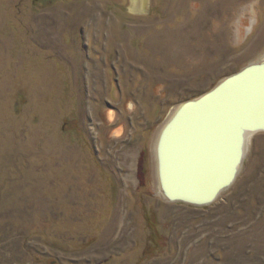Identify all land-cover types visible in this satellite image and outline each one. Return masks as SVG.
<instances>
[{
	"label": "rangeland",
	"instance_id": "obj_1",
	"mask_svg": "<svg viewBox=\"0 0 264 264\" xmlns=\"http://www.w3.org/2000/svg\"><path fill=\"white\" fill-rule=\"evenodd\" d=\"M131 6L0 0V264H264V133L208 206L139 178L178 99L264 56V0Z\"/></svg>",
	"mask_w": 264,
	"mask_h": 264
},
{
	"label": "water",
	"instance_id": "obj_2",
	"mask_svg": "<svg viewBox=\"0 0 264 264\" xmlns=\"http://www.w3.org/2000/svg\"><path fill=\"white\" fill-rule=\"evenodd\" d=\"M131 2V8L136 9V11L134 9L131 11L130 8L132 14L144 15L150 11L149 4L151 0H131ZM260 72H264V58L248 66L236 77L226 79L223 84L217 87L209 95H206L198 101L178 106L168 116L165 122L161 124L162 129L160 130L159 137L155 143L154 152L157 164L158 192L163 200L169 203H183L199 207L208 206L214 203L222 192L230 189L236 182L242 168L244 167L252 137L258 133L264 132V119L259 118L260 116L256 117L254 115V121L246 120L247 114L250 115L248 113L249 110H252L249 105L252 104V107L255 108V105L253 106V104L256 103H252V100L256 101L259 97L260 104H264V93L261 95L260 93H257V97L255 96L256 94L252 95L246 106H241L242 104L238 102L239 98H236V96L240 95L242 91L244 92L247 85L253 81L249 77H255L257 73ZM241 113L245 115L246 119L243 126H241L237 132L239 135L236 145H234L232 150L228 149V151H225V146L219 147V153H225V157H227L224 162L226 164H224L226 166V177L218 183V186L213 192L205 198H199L187 193L177 194L166 190L164 185L165 177L168 178L171 174H175L176 171L175 164L173 163L179 158L181 162L183 156L181 154H185V152L189 151L191 147L183 148L181 146L177 148L173 146V148L171 147L168 150V144H171L172 142L174 143L176 137H179L184 141L185 139H182L183 135H187V137L191 138L194 142H197L200 139L203 140V137L208 140L211 138V133H213V129L211 128H214L215 125L218 127V124H220L217 133L220 134L219 136L222 135L221 137H226L223 140V145H225L228 135L233 133L231 127L232 120L234 117H239ZM228 119H230V121ZM185 121L187 124H185ZM194 149L195 148H193L192 152ZM213 160V163H216L215 159Z\"/></svg>",
	"mask_w": 264,
	"mask_h": 264
},
{
	"label": "bare ground",
	"instance_id": "obj_3",
	"mask_svg": "<svg viewBox=\"0 0 264 264\" xmlns=\"http://www.w3.org/2000/svg\"><path fill=\"white\" fill-rule=\"evenodd\" d=\"M133 9L134 8H131V11H133ZM134 10L136 11V9ZM249 78H251L253 81L247 85L244 92L242 91L240 95L236 96V98H239L238 102L242 104L241 106H246V104L250 101L252 95L256 94L255 96L257 97L258 96L257 93H260V95L264 93V72L257 73L255 77L251 76ZM256 101L252 100V103H256L253 104V106L255 105V108L252 107V104L249 105L250 109L252 110H249L248 113L250 115L247 114V119L245 118V115H243L242 113L240 114L239 117L237 116L233 118L231 123L233 133L228 135L225 145H223L224 142L223 140L226 137H221L222 135L219 136L220 134L217 133L220 124H218V127H216L215 125L214 128H211L213 129L212 130L213 133H211V138L206 140L203 137L202 138L203 140L201 139L198 140V142L201 143L200 145L194 144V141H192L191 138L187 137V135H183L182 139H185L184 141L181 140L179 137H176L174 143L172 142L171 144H168V150L171 147L173 148V146L177 148L181 146L183 148H189V146L191 147L189 151L185 152V154L184 153L181 154L183 155L181 160L182 163L180 162V158L173 163L175 164L176 171L175 174H171L168 178L165 177L164 179L165 189L173 193H177V194L187 193L199 198H205L206 196L211 194L213 190L218 186V183L222 179L224 180V178L226 177V172H225L226 164L224 162L226 161L227 157H225L226 156L225 153L224 154L219 153V147L225 146V151L226 150L228 151V149L232 150V148L234 147V145H236L238 140L239 133L237 132L239 128L243 126V124L245 123L244 122L245 119L248 121H254L255 119L254 115L256 117L260 116L259 118L264 119V104H260L259 97ZM228 120L230 121V119ZM185 124H187L186 121ZM161 127L162 126H160L156 130L152 143V151L150 150V153H152V158L154 161L152 163L154 165L155 186H157L156 192L158 191V185H157V173H156L157 164L155 163L156 158H155L154 149H155V143L159 137L158 135L160 133V130L162 129ZM214 137L217 138L215 139ZM193 144L197 146H194ZM192 147L195 148L193 152H192L193 150ZM213 159H215L216 163H213L214 161Z\"/></svg>",
	"mask_w": 264,
	"mask_h": 264
},
{
	"label": "flooded vegetation",
	"instance_id": "obj_4",
	"mask_svg": "<svg viewBox=\"0 0 264 264\" xmlns=\"http://www.w3.org/2000/svg\"><path fill=\"white\" fill-rule=\"evenodd\" d=\"M259 23V19H257V24ZM241 26V25H240ZM240 28V27H239ZM259 42L261 43L262 41L261 40H259ZM257 45V44H256ZM263 48H264V46L263 47H261V49H259L257 52H256V55H259L261 52H263L264 50H263ZM262 58H264V56L262 57ZM262 58H259V59H257L256 61H254V62H251V64H253V63H256V62H258L259 60H261ZM250 63L248 64V65H246V66H244V67H242L240 70H238L237 72H235V73H233V74H231V75H228V76H226V77H224V78H221L220 80H218L216 83H215V85H214V87L213 88H210L209 90H204V91H194L193 93H191V95H190V97H187L186 99H178L177 101H176V104L175 105H173L171 108H170V112L167 114V116L165 117V120L168 118V116L178 107V106H182V105H184V104H186V103H190V102H195V101H198V100H200L201 98H203V97H205L206 95H209L210 93H212L217 87H219L221 84H223L225 81H226V79H228V78H232V77H236L237 75H239V74H241L242 72H243V70L244 69H246L248 66H250L251 65ZM186 89H189V90H191L192 89V87H191V85H188V86H186L185 87ZM165 122V121H164ZM163 122V123H164ZM161 126V125H160ZM159 126V127H160ZM261 133H264V132H261ZM259 134V133H258ZM258 134H256L255 136H253L252 137V139H251V142H252V140L258 135ZM150 155V152H149V154H148V156ZM246 161V160H245ZM155 163H156V161H155ZM156 173H157V166H156ZM157 185H158V177H157ZM224 192H222L220 195H219V197L223 194ZM159 194V193H158ZM161 197V196H160ZM218 197V198H219ZM217 198V199H218ZM163 199V198H162ZM216 199V200H217ZM183 204V203H182ZM188 205H190V204H188ZM191 206H194V207H199V206H195V205H191Z\"/></svg>",
	"mask_w": 264,
	"mask_h": 264
},
{
	"label": "trees",
	"instance_id": "obj_5",
	"mask_svg": "<svg viewBox=\"0 0 264 264\" xmlns=\"http://www.w3.org/2000/svg\"><path fill=\"white\" fill-rule=\"evenodd\" d=\"M50 3L53 2L51 1ZM147 161H148V151L147 152L143 151L139 165V178L140 181H142L143 185H146V181H147V175H146Z\"/></svg>",
	"mask_w": 264,
	"mask_h": 264
}]
</instances>
